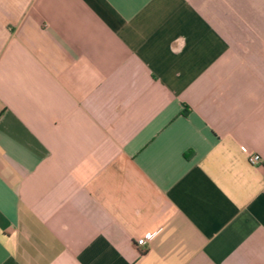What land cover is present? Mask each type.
<instances>
[{
	"label": "crops",
	"instance_id": "0c3cea01",
	"mask_svg": "<svg viewBox=\"0 0 264 264\" xmlns=\"http://www.w3.org/2000/svg\"><path fill=\"white\" fill-rule=\"evenodd\" d=\"M0 264H264V0H0Z\"/></svg>",
	"mask_w": 264,
	"mask_h": 264
},
{
	"label": "built area",
	"instance_id": "2783aa9c",
	"mask_svg": "<svg viewBox=\"0 0 264 264\" xmlns=\"http://www.w3.org/2000/svg\"><path fill=\"white\" fill-rule=\"evenodd\" d=\"M260 156L258 154H251L247 157V161H249L250 164H256L260 161ZM151 233L146 234L145 236H142L141 238L137 239L136 245L137 246H144V244L146 243V241L150 240L152 238Z\"/></svg>",
	"mask_w": 264,
	"mask_h": 264
}]
</instances>
